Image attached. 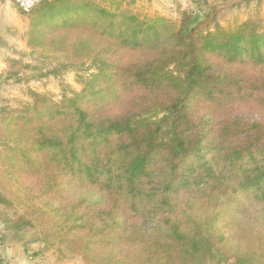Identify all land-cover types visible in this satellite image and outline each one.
Segmentation results:
<instances>
[{"label":"trees","instance_id":"obj_1","mask_svg":"<svg viewBox=\"0 0 264 264\" xmlns=\"http://www.w3.org/2000/svg\"><path fill=\"white\" fill-rule=\"evenodd\" d=\"M212 12L174 25L43 0L26 14L28 48L56 65L12 66L93 72L2 112L0 204L21 207L18 230L83 264H264V26Z\"/></svg>","mask_w":264,"mask_h":264},{"label":"rangeland","instance_id":"obj_2","mask_svg":"<svg viewBox=\"0 0 264 264\" xmlns=\"http://www.w3.org/2000/svg\"><path fill=\"white\" fill-rule=\"evenodd\" d=\"M99 1L110 8L119 5L148 18H163L174 25H178L183 12L191 17L188 22L189 26H194L203 22L205 15L213 10L212 14L214 13L213 17L216 23L223 29H230L248 19L259 21L264 26V0ZM11 7L16 9L13 5ZM17 12L19 11L17 10ZM14 19L12 23L18 29L16 30L17 37L16 35L12 37L15 38L13 42L15 49L10 54L7 53L10 49L8 45L10 44L12 47V43L8 42V36L6 35L8 28L5 23L0 26V35L6 37L0 38V52H5L7 63V69L0 71V117L3 110L17 112L24 103L30 102V92L47 95L53 101H59L64 94L69 96L71 92H79L81 90L80 77H88L93 72V69L79 72L67 71L56 77L48 75L42 78H31L29 70L12 66L11 61H16L22 67L37 68L40 73H45L51 71L56 65L55 62L39 57L38 54L31 52L28 48L26 37L28 21L26 15L19 12ZM17 72V76H14V73ZM8 74L11 75L8 76ZM242 119L247 120L251 117L242 115ZM22 214V209L17 204H13L12 207L0 204V243L3 245L8 242L10 248L14 247L16 249L17 247L14 251V258H11L14 259L15 264H83L79 259L73 261L61 260L55 246L41 241L42 237L38 228L25 226L18 230L17 227L20 226L18 218ZM10 252L12 253V250ZM6 264L10 263L6 262ZM227 264L232 263L228 262Z\"/></svg>","mask_w":264,"mask_h":264},{"label":"crops","instance_id":"obj_3","mask_svg":"<svg viewBox=\"0 0 264 264\" xmlns=\"http://www.w3.org/2000/svg\"><path fill=\"white\" fill-rule=\"evenodd\" d=\"M11 5H13V4L8 2L7 0H0V26H1V24H4V23L6 24L5 26L8 28L7 29L8 33L6 34L8 36V42L12 43V47L10 44L8 45V47H10V49H9L10 52L9 51L7 52L8 54L13 52V50L15 49V47H13V42H14L15 38H12V37L13 36L15 37V35L17 37L16 30L18 29V27L16 29L15 28L16 25L13 24L12 22H13L15 15L17 13H19V12H17L16 9H13L11 7ZM0 38H6V37L5 36L2 37L0 35ZM6 69H7V63L5 60V52L1 51L0 52V71L6 70ZM16 249H17V247H16ZM16 249L14 247L10 248V243L8 244V242H5L3 245L0 243V264H2L3 262H4V264H6V262H9L10 264H15L14 259H11V258H14V256H15L14 251ZM10 250H12V253L10 252ZM65 264H73V263H65Z\"/></svg>","mask_w":264,"mask_h":264},{"label":"built area","instance_id":"obj_4","mask_svg":"<svg viewBox=\"0 0 264 264\" xmlns=\"http://www.w3.org/2000/svg\"><path fill=\"white\" fill-rule=\"evenodd\" d=\"M23 15L29 13L39 2L43 0H7Z\"/></svg>","mask_w":264,"mask_h":264}]
</instances>
